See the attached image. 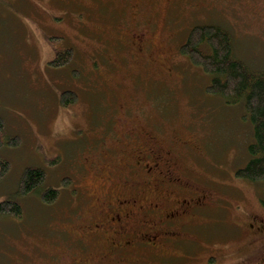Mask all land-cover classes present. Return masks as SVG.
Returning a JSON list of instances; mask_svg holds the SVG:
<instances>
[{"label":"rangeland","instance_id":"374dc122","mask_svg":"<svg viewBox=\"0 0 264 264\" xmlns=\"http://www.w3.org/2000/svg\"><path fill=\"white\" fill-rule=\"evenodd\" d=\"M197 24L264 71V0H0V116L19 139L0 146V201L23 205L0 213V264H264V181L236 173L252 126L182 51ZM28 166L55 201L17 193Z\"/></svg>","mask_w":264,"mask_h":264},{"label":"trees","instance_id":"16d2710c","mask_svg":"<svg viewBox=\"0 0 264 264\" xmlns=\"http://www.w3.org/2000/svg\"><path fill=\"white\" fill-rule=\"evenodd\" d=\"M182 51L189 55L193 63L203 67L210 74L207 91L221 95L227 104H242V118L251 123L253 139L248 144L250 157L245 165L239 167L237 175L253 182L264 181V71L250 67L234 53L233 37L229 30L215 24H197L193 26ZM73 54L71 48L57 53L54 63L64 65ZM71 94V98L67 95ZM77 92L71 89L61 94V103L68 104L76 100ZM5 122L0 116V146L16 144L18 138L4 137ZM4 134V135H3ZM10 170V162L0 156V180ZM47 173L44 167H25L20 176L17 193L28 195L37 192L41 200L51 203L59 196V188L44 185ZM260 197L264 205V183ZM21 201L8 198L0 201V213H23Z\"/></svg>","mask_w":264,"mask_h":264},{"label":"flooded vegetation","instance_id":"af4514ba","mask_svg":"<svg viewBox=\"0 0 264 264\" xmlns=\"http://www.w3.org/2000/svg\"><path fill=\"white\" fill-rule=\"evenodd\" d=\"M179 215H181V213L179 214V213H177V214H175L174 216H171V218H173V217H175L176 218V216H179Z\"/></svg>","mask_w":264,"mask_h":264},{"label":"bare ground","instance_id":"6f19581e","mask_svg":"<svg viewBox=\"0 0 264 264\" xmlns=\"http://www.w3.org/2000/svg\"><path fill=\"white\" fill-rule=\"evenodd\" d=\"M45 185V184H44Z\"/></svg>","mask_w":264,"mask_h":264}]
</instances>
